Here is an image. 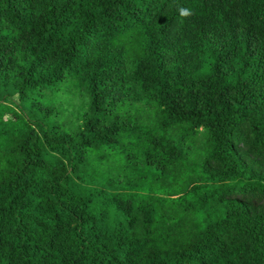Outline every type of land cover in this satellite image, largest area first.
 <instances>
[{
  "label": "trees",
  "instance_id": "1",
  "mask_svg": "<svg viewBox=\"0 0 264 264\" xmlns=\"http://www.w3.org/2000/svg\"><path fill=\"white\" fill-rule=\"evenodd\" d=\"M0 264H264V0H0Z\"/></svg>",
  "mask_w": 264,
  "mask_h": 264
},
{
  "label": "clouds",
  "instance_id": "2",
  "mask_svg": "<svg viewBox=\"0 0 264 264\" xmlns=\"http://www.w3.org/2000/svg\"><path fill=\"white\" fill-rule=\"evenodd\" d=\"M180 13L182 16H190L191 15L190 10H187V9H180Z\"/></svg>",
  "mask_w": 264,
  "mask_h": 264
}]
</instances>
